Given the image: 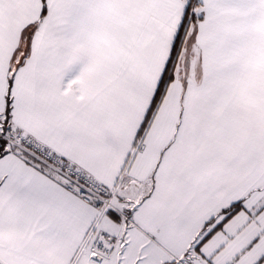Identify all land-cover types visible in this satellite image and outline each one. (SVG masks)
<instances>
[{
  "label": "snow or ice",
  "instance_id": "snow-or-ice-1",
  "mask_svg": "<svg viewBox=\"0 0 264 264\" xmlns=\"http://www.w3.org/2000/svg\"><path fill=\"white\" fill-rule=\"evenodd\" d=\"M0 264H264V0H0Z\"/></svg>",
  "mask_w": 264,
  "mask_h": 264
}]
</instances>
